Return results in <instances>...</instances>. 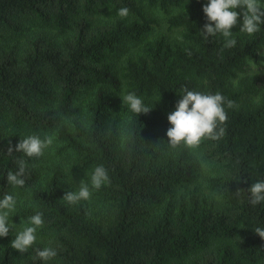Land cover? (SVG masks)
<instances>
[{"label": "trees", "instance_id": "16d2710c", "mask_svg": "<svg viewBox=\"0 0 264 264\" xmlns=\"http://www.w3.org/2000/svg\"><path fill=\"white\" fill-rule=\"evenodd\" d=\"M206 4L0 0V199L17 202L0 264H264L254 233L264 229V202L251 205L248 193L264 181V100L252 101L256 85L233 84L248 61L259 64L264 24L249 36L238 23L235 47L224 48L221 35L201 33ZM123 7L126 18L117 14ZM158 11L178 37L155 35ZM184 89L225 98L220 139L169 146L168 115ZM129 93L151 111H130L122 101ZM30 135L53 138L43 156L15 151ZM21 158L25 185L13 187L7 172ZM101 165L110 182L95 189ZM74 181L91 195L69 205L62 198L79 190ZM38 212L43 227L21 254L11 242ZM45 247L57 251L47 262L35 255Z\"/></svg>", "mask_w": 264, "mask_h": 264}, {"label": "clouds", "instance_id": "9594fccd", "mask_svg": "<svg viewBox=\"0 0 264 264\" xmlns=\"http://www.w3.org/2000/svg\"><path fill=\"white\" fill-rule=\"evenodd\" d=\"M239 9L240 11H237ZM203 12L207 18L201 33L205 39L221 35L224 40V48H232L236 45V40L231 38V29L238 23L239 31L249 36L260 31V25L264 24V6L260 0H207L203 7ZM120 18L129 15V9L123 7L118 10ZM242 16V21L240 17ZM238 81H233V84ZM176 105V110L168 115V122L171 127L167 131L168 144L172 148L184 146L194 149L199 146L202 139L218 140L224 135V128L221 126L227 120V113L224 108L225 98L220 94H202L197 91L183 90V94ZM123 104H126L130 111L139 115L147 114L151 110L144 106L142 100L135 94L129 93L123 97ZM234 102L227 101V107L232 108ZM53 143L51 136L41 139L37 135H30L20 139L15 151L23 153V157L39 158L43 156L45 149ZM13 148L9 146L8 156H12ZM17 170L7 172V184L13 187H24L25 173L27 168L26 160L21 158L16 160ZM110 182L106 169L101 165L94 169L91 175V185L99 189L104 183ZM242 191V190H241ZM241 191H237L235 196H239ZM249 193V202L255 206L264 202V181L252 184ZM89 186L81 181L77 192L67 191L63 196L69 205H74L82 200L90 198ZM16 199L11 194H5L0 199V237H7L10 229V213L16 207ZM30 226H24L21 231L16 233L11 242V248L20 252L27 253L36 242L37 229L43 227V214L37 213L28 218ZM264 240V229L257 227L254 232ZM36 258L42 261H49L56 257L57 251L51 247L42 250H35Z\"/></svg>", "mask_w": 264, "mask_h": 264}, {"label": "rangeland", "instance_id": "374dc122", "mask_svg": "<svg viewBox=\"0 0 264 264\" xmlns=\"http://www.w3.org/2000/svg\"><path fill=\"white\" fill-rule=\"evenodd\" d=\"M156 14L160 17L161 23L157 27L156 34L155 35H163L165 37L169 38H176L179 36V30L177 29H169L167 25V17L164 14H161L159 11L156 12ZM257 61H259V64H253L252 61H248V66L246 68V71L244 73H241L239 75V78L236 79L238 81L235 83L238 85V83H241L244 89V83L249 82L254 85H256L257 93L252 99L253 102H260L264 100V49L260 50L256 55ZM246 79V80H245ZM74 187L75 189L79 188V184L77 181H74ZM89 204H94V210L95 211H104L106 210L105 206H98L97 204L93 203V201H90ZM98 215H101L98 213Z\"/></svg>", "mask_w": 264, "mask_h": 264}]
</instances>
